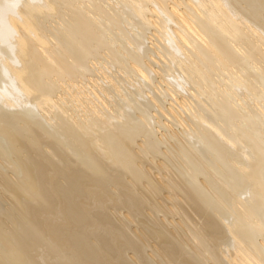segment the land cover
Segmentation results:
<instances>
[{
	"label": "bare ground",
	"instance_id": "obj_1",
	"mask_svg": "<svg viewBox=\"0 0 264 264\" xmlns=\"http://www.w3.org/2000/svg\"><path fill=\"white\" fill-rule=\"evenodd\" d=\"M0 134V264H264V0H0Z\"/></svg>",
	"mask_w": 264,
	"mask_h": 264
},
{
	"label": "rangeland",
	"instance_id": "obj_2",
	"mask_svg": "<svg viewBox=\"0 0 264 264\" xmlns=\"http://www.w3.org/2000/svg\"><path fill=\"white\" fill-rule=\"evenodd\" d=\"M167 104H171V102H167ZM165 117H166V116H163L162 118L164 119ZM166 118H167V117H166ZM166 118H165V121H167V119H168V118H167V119H166ZM168 120H169L168 122L171 121V119H168ZM170 123H171V122H170ZM174 128H175L176 130H178V129H177L178 127H175V126H174ZM168 130H170V131H171V130L174 131L172 128H168ZM172 131H171V132H172ZM3 136H4V135L0 134V137H1V138H0V139H1V141H0V146L2 147V146H3V143H1V142H4V143H5V144H4L5 146H3V147L5 148V147L7 146L6 144L9 143V142L6 143V142H5V136H4V137H3ZM171 141L174 142L173 139H171ZM166 146H167V147L170 146V143L167 142V143H166ZM166 146H165V145L163 146L164 149L167 148ZM8 147H11V146H9V144H8ZM8 147H6V148L8 149ZM170 147H171V146H170ZM9 149H10V148H9ZM9 149L7 150V152H8V154H9V156L12 158V159H11V158L8 156V154L6 153L7 156H8V157H6V158H7V159L9 158L8 161L10 160L9 163H7L8 161H7L6 158H5V155H6L5 152H6V150L4 149L5 152H3V153L0 152V172H2V174H0V185H1V186H2V183H1V182H3L2 180L4 179L3 176H6V175H7V177L9 176V178H12V179H13V177H16L15 179H17V175H18V174H17V173H18L17 170H14L13 167H12V166H14V165L17 164V163L15 164V160L18 161V156H14L15 154H13L14 152H13L12 147H11L12 151H11V150L9 151ZM2 156H3V157H2ZM1 157H2V159H1ZM16 158H17V159H16ZM163 158H164L163 156H162V158H161V156H159V159L157 158V161H163V160L165 159V158H164V159H163ZM14 159H15V160H14ZM161 159H162V160H161ZM3 160H4V161H3ZM3 163H4V165H5L4 167H2V166H3V165H2ZM11 163H12V166H11ZM9 164H10V167H9ZM156 164H158V163H156ZM1 165H2V166H1ZM158 165H159V164H158ZM10 168H12L13 171H11ZM159 169L161 170V168H159ZM159 169H154L156 174H158V172H159L158 170H159ZM161 171H162V170H161ZM15 172H16V173H15ZM162 172H163V171H162ZM164 172H166V171L164 170ZM8 174H9V175H8ZM12 174H13V175H12ZM159 174H160V173H159ZM162 174H163V173H162ZM163 176H164V175H163ZM2 188H3V187H1V189H0V191L2 190V192H0V195H1V196L3 195L2 198H1V196H0V206L5 205V204L8 205V204L6 203V202H7L6 199L4 200L3 197H6L7 200H8L9 202H10V200H11V197H10L8 194H6L5 192H3L4 189H2ZM166 192H167V191H166ZM4 194L7 195V196H5ZM8 196H9V197H8ZM9 198H10V200H9ZM4 201H6V202H4ZM9 202H8V203H9ZM168 203L171 204L170 202H168ZM9 205H10V204H9ZM9 205H8V206H9ZM160 215L163 216V214H160ZM170 217H172V216H170ZM148 249H149V248H148ZM149 250H150V249H149Z\"/></svg>",
	"mask_w": 264,
	"mask_h": 264
}]
</instances>
